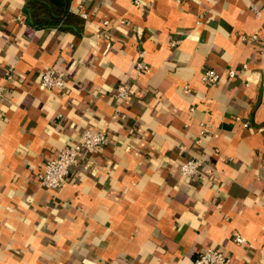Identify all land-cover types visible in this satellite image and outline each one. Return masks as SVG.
<instances>
[{"label":"crops","instance_id":"1","mask_svg":"<svg viewBox=\"0 0 264 264\" xmlns=\"http://www.w3.org/2000/svg\"><path fill=\"white\" fill-rule=\"evenodd\" d=\"M27 1L0 0V264H264V0H73L80 34L32 28ZM88 129L108 143L43 187Z\"/></svg>","mask_w":264,"mask_h":264},{"label":"built area","instance_id":"2","mask_svg":"<svg viewBox=\"0 0 264 264\" xmlns=\"http://www.w3.org/2000/svg\"><path fill=\"white\" fill-rule=\"evenodd\" d=\"M258 11L255 10V15L258 16ZM242 39H246L242 37ZM264 39V37H263ZM148 67L140 58L136 62V70L146 71ZM8 79L11 78V71L7 72ZM237 73L231 71L228 74L229 78H235ZM203 81L209 86H215L221 80V76L214 70H207L202 75ZM67 75L64 70L48 69L42 77L40 85L48 91H63L66 87ZM5 94V88L0 86V101ZM119 97L121 100H126L130 97V89L126 86H121L119 89ZM248 127L247 123L243 124ZM206 131H203L205 134ZM108 143V135L103 132L93 130H85L80 138V141L71 147L60 149L56 156L51 159L45 166L44 172L40 175V182L43 187L49 190H61L68 182L72 168L77 164L83 150H94ZM203 162L200 159L188 160L180 167V171L186 177H195L200 174L203 169ZM237 243H244V239L240 236L236 237ZM193 264H232V259L228 254L215 249H208L201 253L193 262Z\"/></svg>","mask_w":264,"mask_h":264},{"label":"trees","instance_id":"3","mask_svg":"<svg viewBox=\"0 0 264 264\" xmlns=\"http://www.w3.org/2000/svg\"><path fill=\"white\" fill-rule=\"evenodd\" d=\"M73 0H28L24 14L28 24L36 29L57 28L63 32L80 34L85 21L72 10Z\"/></svg>","mask_w":264,"mask_h":264}]
</instances>
